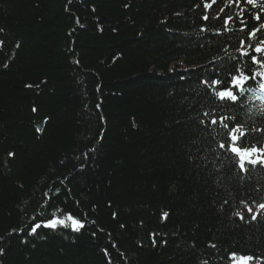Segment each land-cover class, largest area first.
<instances>
[{"label":"trees","instance_id":"16d2710c","mask_svg":"<svg viewBox=\"0 0 264 264\" xmlns=\"http://www.w3.org/2000/svg\"><path fill=\"white\" fill-rule=\"evenodd\" d=\"M200 3L0 0V264H106V233L126 264H224L229 251L264 257V219L248 224L231 216L242 199L264 200V169L241 174L217 156L223 129L199 124L215 107L199 81L212 71L225 75L216 66L239 55L244 34L238 22L225 32L222 20L202 21ZM253 89L243 111L217 113L264 126V101ZM45 117L44 132L36 133ZM257 141L264 135L254 134ZM45 192L53 195L49 211L67 205L87 213L105 234L93 238L92 226L82 234L9 236L35 214ZM162 211L170 213L163 224ZM150 232L165 233L167 244L152 246Z\"/></svg>","mask_w":264,"mask_h":264},{"label":"snow or ice","instance_id":"6c2138e0","mask_svg":"<svg viewBox=\"0 0 264 264\" xmlns=\"http://www.w3.org/2000/svg\"><path fill=\"white\" fill-rule=\"evenodd\" d=\"M72 2L73 0H69V4ZM124 7L127 8L129 5L125 3ZM195 7L203 9V14L200 17L202 21L206 22L209 19L222 20V27L225 32L231 31L230 26L238 22V31L244 34V38L239 40V46L236 48V52L239 55L232 56L229 54L226 60H222L221 64L216 66L225 75L220 76L218 72L212 71L207 78L199 81L206 86V92H211L215 105L211 110L202 113L203 118L199 120V124L205 131H215L217 127L223 129L224 139L218 144L220 152L217 153V156L222 155L224 159L229 160L239 169L241 174L248 173L250 169H264V143L253 142L254 134L264 135V126H247L235 114L225 115L216 111V108L243 111L249 98L248 92L250 90L255 91L253 85H256L258 91L264 94V0H201V3ZM214 8L216 9L215 15L210 16L209 13ZM232 8L239 9V11L236 14H231L230 9ZM253 9L258 11H253ZM76 23L79 25V18H77ZM100 30L103 31L102 28ZM2 31L3 29H0V32ZM200 31L207 32L208 29L202 25ZM219 34L220 31L217 30V35ZM3 43V41H0V45H3ZM16 47L19 48L20 45L17 44ZM209 63L215 66L214 61H209ZM8 67L9 64H3L4 69ZM172 70L174 69L170 71ZM25 87L32 88L33 85L27 84ZM216 101H219V104H216ZM96 107L99 109L100 105ZM31 111L37 113L38 109L33 106ZM260 115L264 117V110H261ZM49 119L50 117H45L43 124L35 125L36 133L42 134L44 132ZM102 139L103 134L100 136V140ZM96 151L95 147L88 149L83 153L84 160L87 161L89 153H95ZM7 155L10 158H14L16 153L10 151ZM77 159H80V157H77ZM85 167L86 164L82 163L79 166V170L82 171ZM64 179H68V177ZM63 182V180L60 181L61 184ZM60 191L61 189L56 187L54 194L58 196ZM52 199L53 195H50L49 192L43 193V202L38 206L35 214L28 221L22 222L18 229L13 228L8 235L26 233L27 236L33 237L40 235L41 231L45 229L52 232L63 229L70 230L72 233L82 234L92 226L97 225V221L90 220L87 213L76 211L67 205L64 207L56 206L49 211ZM74 203L78 208L79 202L75 201ZM228 203V200H224L221 209ZM240 204L242 207L231 214L236 220L251 224L264 219V200L260 202L251 200L249 202L242 199ZM108 206L111 207V202H109ZM92 210L95 211V206L92 207ZM117 215V212L113 211L111 213L112 219L116 220ZM169 217L170 213L168 211L159 213V219L162 224ZM143 223V221H140L141 226H143ZM125 227L123 223L120 224L121 229ZM98 234H105V230L96 226L95 230L91 231V236L97 238ZM106 235L109 237V243L101 248V252L106 258V264H119L120 260H125L126 264L125 254L111 240L112 234L106 233ZM165 235V233L150 232L149 238L152 246H156L158 240L166 245L167 240L162 239ZM2 239L3 237H0V240ZM22 243H27V240H22ZM209 246L213 249L217 248L214 243ZM112 249L115 250V256L111 251ZM4 252L5 250L0 247V256L4 255ZM221 260L224 264H264V257L237 251H229L226 256L221 257ZM203 264H208V261L205 260Z\"/></svg>","mask_w":264,"mask_h":264},{"label":"water","instance_id":"95a60500","mask_svg":"<svg viewBox=\"0 0 264 264\" xmlns=\"http://www.w3.org/2000/svg\"><path fill=\"white\" fill-rule=\"evenodd\" d=\"M40 124H43V123H39V124H35V125H40Z\"/></svg>","mask_w":264,"mask_h":264}]
</instances>
